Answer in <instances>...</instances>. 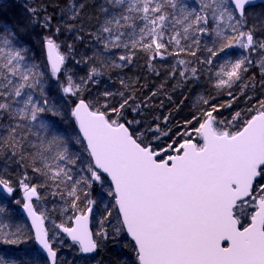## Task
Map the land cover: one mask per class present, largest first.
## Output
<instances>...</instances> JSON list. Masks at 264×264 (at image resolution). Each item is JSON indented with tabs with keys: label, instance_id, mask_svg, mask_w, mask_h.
Returning <instances> with one entry per match:
<instances>
[{
	"label": "snow or ice",
	"instance_id": "snow-or-ice-1",
	"mask_svg": "<svg viewBox=\"0 0 264 264\" xmlns=\"http://www.w3.org/2000/svg\"><path fill=\"white\" fill-rule=\"evenodd\" d=\"M195 3L104 0L97 30L91 33L103 50L86 60L93 66L79 83L65 71L66 56L54 34L43 37L44 64L22 40L26 26L0 25V163L5 165L0 193L10 198L17 190L6 168L22 164L23 153L30 154L34 174L25 171L15 181L22 192L15 204L24 221H17L0 202V244L20 251L18 256H0V264H62L59 248L65 236L70 247L87 256L109 240L119 244L124 233L130 238L124 247L135 252V264H264V183L257 184L264 178V99L246 113L217 119L220 108L237 99L230 89L244 81L253 64L264 77V10L249 11L252 0ZM85 6L77 7L73 0L69 19ZM26 11L38 14L36 8ZM51 20L45 15L40 23L50 29ZM233 48L240 53L233 55ZM111 49L123 50L120 62H132L137 51L150 63L176 58L169 78L177 79L178 73L182 86L207 71L214 89H229V102L218 106L201 96L197 113L161 146L171 129L163 131L159 117L144 124L126 119L125 113L139 116L163 85L140 103L123 80L125 91L116 105L109 102L115 94L108 91L99 100L84 95L101 75L97 60L103 67L104 54ZM50 80L65 97L59 104L45 87ZM250 81L242 84V97ZM163 119L166 126L169 117ZM58 120L74 122V134L61 131ZM72 145L82 151H72ZM35 177L43 182L32 183ZM41 190L54 198L52 209L34 204L33 198L41 200ZM249 204L254 209L250 222L241 225L236 208ZM57 211L60 222L53 218ZM97 212L101 214L93 231L89 225Z\"/></svg>",
	"mask_w": 264,
	"mask_h": 264
},
{
	"label": "trees",
	"instance_id": "trees-1",
	"mask_svg": "<svg viewBox=\"0 0 264 264\" xmlns=\"http://www.w3.org/2000/svg\"><path fill=\"white\" fill-rule=\"evenodd\" d=\"M72 2L73 0H30L29 2L24 0H0V25L26 26L27 31L22 33V40L25 46L30 49V55H34L37 59L43 61L44 64H46V55L42 42L43 37L54 34L56 43L60 46V52L66 56L65 71H68L69 67H71L73 76L76 79L75 82L79 83L81 78H88V72L93 66L92 62H86V60H91L94 55L103 50L102 45L95 41L91 33H95L97 30V12L104 0H75L77 7L80 4H85L86 6L77 18L69 19L72 13L68 12L67 9ZM182 2L190 6H196L195 0H182ZM28 8H36L38 14L35 17L29 15L28 11H26ZM261 10H264V3L249 8V11L259 12ZM45 15L52 17L50 29L44 28L40 23ZM57 28L60 30L57 31ZM70 49L75 53L76 58H80L77 63H72L71 55L68 53ZM122 51V49L120 51L116 49L106 51L103 58V67L100 66L97 60L96 66L100 68L101 75L95 78V83H90L85 88L84 95L88 99H92L94 95L95 98L93 99L99 100L102 93L108 91L115 94L109 98V102L116 105L120 99L119 93L125 91V88L121 85V81L123 80L125 85L129 86L128 90L135 93L137 103H140L153 91L160 90L163 85V90H160L158 95L151 100L149 107L147 109H140L139 116L131 112L125 113L126 119L143 120L144 124L149 123L154 117H159L158 122L161 124L162 130L168 131L171 129L170 136L162 137L161 140H171L181 130L185 120L191 119L192 115L197 113L198 109L202 106L200 103L201 96L205 99L211 97L213 102L218 106L227 105L229 102V89H214L207 71L202 73L200 79L188 82L187 86H182L178 73L177 79L169 78V73L175 64L176 58L165 57L163 60L156 58L150 63L148 56L143 51H137L132 62H120L118 56ZM229 51L233 55H237L241 50L233 48ZM76 53H80L81 57ZM181 58L188 59L185 56H181ZM113 61L123 63L124 66L114 68L112 67ZM219 63L220 61H217V64ZM207 67V65L204 66L205 69ZM212 71L215 72V69H212ZM253 77L254 80L250 81V78ZM262 79L264 77L261 76L260 68L253 64L244 76V81L230 89L237 99L233 101L231 107L220 108L217 119H231L235 112H247L249 108L256 105V100L259 96L263 95L264 97V87H261ZM249 81L247 96L242 97L240 92L242 84ZM60 82H63V75L60 76ZM252 84L255 85L254 88H252ZM45 87L50 99H53L56 103L59 104L65 99L60 92L59 84L55 80L47 82ZM248 97H252V99L249 100ZM161 103H163V107H160ZM164 116L169 117L166 126L163 119ZM57 124L61 131L67 129L69 133L74 134V122L58 120ZM143 126L142 124L141 127ZM195 126L197 125L194 124L193 127ZM164 141H159L160 145L161 143L165 145L170 142L164 143ZM72 151H82L81 146L72 145ZM23 155L26 158L22 164L10 163L6 170L7 178L14 182V187H17V190L19 189L15 181L25 171H27L30 177L33 174L30 154L23 153ZM2 164L0 163V165ZM10 169L14 170L16 175H12ZM35 178L37 184L43 182L42 177ZM20 194L21 192L14 193L13 201L0 193V202L7 205L17 221H24L20 206L15 204L16 199H21ZM39 195L41 198L45 196L47 208L52 209L53 204L50 201L54 198L50 195L46 196L43 190L40 191ZM93 197H96L95 191L93 192ZM57 207H60V205L58 204ZM57 212L60 217L59 211ZM60 219H58V222H60ZM122 240H125L126 243L130 241L125 233L122 235ZM71 243L65 236L64 245L59 249V257L62 260V264L65 262L66 264H85V261H87V264H135V252L131 247L122 250L119 244H113L111 240L90 256L79 254L75 246L70 247ZM23 247H28V245ZM19 254L20 251L15 246L0 244V256L7 258L18 256Z\"/></svg>",
	"mask_w": 264,
	"mask_h": 264
},
{
	"label": "rangeland",
	"instance_id": "rangeland-1",
	"mask_svg": "<svg viewBox=\"0 0 264 264\" xmlns=\"http://www.w3.org/2000/svg\"><path fill=\"white\" fill-rule=\"evenodd\" d=\"M24 1H26V2L28 1L29 2L30 0H24ZM68 53H70V55H71V61H72V63H77L78 60H80V58L79 59L76 58L75 53L71 49L68 50ZM76 54L77 55L79 54L80 57H81V54L80 53H76ZM68 71H70L72 73V68L69 67ZM73 79H74V81L76 80L74 76H73ZM63 82H64V76H63ZM93 98H95L94 95L92 96V99ZM261 99H264L263 95L259 96V98L256 100L257 101L256 105L258 104L259 100H261ZM243 112H245V111H243ZM222 120H224V119H222ZM133 126L135 127V125H133ZM160 141H164V140H160ZM167 141H171V140H167ZM167 141H164V143H167ZM161 145H163V143H161ZM257 183L258 184L259 183H264V178H258L257 179ZM19 196H20V198H22V192H21V194ZM106 199H110V198H106ZM34 204H36L40 209L47 208V205L45 203V196H43L40 201H35ZM252 211H254V209L251 207L250 204L249 205H238L237 206V208H236V215L240 219L241 225H247V223H249V220H250ZM57 213L58 212H56L54 214L53 218H55L57 220V222H58V219H60V217H59V215ZM100 214L101 213H99V212L95 213L94 214V218L91 221V226H92V228H93L94 231L96 230V221L99 219V215ZM114 222L115 221L113 220V223ZM48 226L50 227L51 225L49 224ZM121 239H120V242H119L120 247L122 248V250L127 249L128 247H124V245L126 244V241L125 240H122L121 241ZM59 249H61V247ZM64 264H66V262Z\"/></svg>",
	"mask_w": 264,
	"mask_h": 264
},
{
	"label": "water",
	"instance_id": "water-1",
	"mask_svg": "<svg viewBox=\"0 0 264 264\" xmlns=\"http://www.w3.org/2000/svg\"><path fill=\"white\" fill-rule=\"evenodd\" d=\"M262 3H264V0H252V5L251 6H255V5H258V4H262ZM45 55H46V52H45ZM35 198H33V201L35 202ZM20 210H21V214H22V216H23V218L24 219H26V216H25V214L23 213V211H22V208L20 207ZM250 222V221H249ZM29 223H30V221H29ZM89 227L91 228V223H90V225H89ZM125 235L127 236V234L125 233ZM128 237V236H127ZM67 238V237H66ZM68 239V238H67ZM128 239L130 240V238L128 237ZM68 241H70V239H68ZM71 242V241H70ZM222 244L224 245V246H227V242L226 241H222ZM95 253V252H94ZM94 253H92V254H94ZM92 254H88L87 256H90V255H92Z\"/></svg>",
	"mask_w": 264,
	"mask_h": 264
},
{
	"label": "bare ground",
	"instance_id": "bare-ground-1",
	"mask_svg": "<svg viewBox=\"0 0 264 264\" xmlns=\"http://www.w3.org/2000/svg\"><path fill=\"white\" fill-rule=\"evenodd\" d=\"M5 169V166H4V164H2V165H0V170H4ZM6 170H7V168H6ZM11 170V169H10ZM12 171V175H16V173H15V171L14 170H11ZM32 176H34V174H32ZM31 176V177H32ZM36 179V178H35ZM35 179L33 178L32 179V183L34 182V183H37L36 181H35ZM16 192H21V191H19V190H16L14 193H16ZM13 193V194H14ZM2 195H4L5 197H7L5 194H3V193H1ZM7 198H9V197H7ZM9 199H12L13 200V195L9 198ZM14 201V200H13Z\"/></svg>",
	"mask_w": 264,
	"mask_h": 264
}]
</instances>
